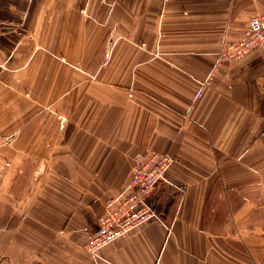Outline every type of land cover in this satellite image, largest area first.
Here are the masks:
<instances>
[{
    "label": "crops",
    "instance_id": "0c3cea01",
    "mask_svg": "<svg viewBox=\"0 0 264 264\" xmlns=\"http://www.w3.org/2000/svg\"><path fill=\"white\" fill-rule=\"evenodd\" d=\"M255 15L264 0H0V264H264V53L219 61ZM152 151L175 159L159 217L96 263L85 245Z\"/></svg>",
    "mask_w": 264,
    "mask_h": 264
},
{
    "label": "built area",
    "instance_id": "2783aa9c",
    "mask_svg": "<svg viewBox=\"0 0 264 264\" xmlns=\"http://www.w3.org/2000/svg\"><path fill=\"white\" fill-rule=\"evenodd\" d=\"M257 49L264 53L263 15L253 16L241 37L220 50L219 61L241 59ZM174 160L168 152H150L134 167L130 185L106 203L104 214L85 245L96 263L105 260L100 253L102 247L150 219L159 217L147 198L158 183L166 179Z\"/></svg>",
    "mask_w": 264,
    "mask_h": 264
},
{
    "label": "trees",
    "instance_id": "16d2710c",
    "mask_svg": "<svg viewBox=\"0 0 264 264\" xmlns=\"http://www.w3.org/2000/svg\"><path fill=\"white\" fill-rule=\"evenodd\" d=\"M15 219V217L13 218V220ZM13 220L8 224V225H13L15 224V222L13 223Z\"/></svg>",
    "mask_w": 264,
    "mask_h": 264
},
{
    "label": "rangeland",
    "instance_id": "374dc122",
    "mask_svg": "<svg viewBox=\"0 0 264 264\" xmlns=\"http://www.w3.org/2000/svg\"><path fill=\"white\" fill-rule=\"evenodd\" d=\"M0 206H1V204H0ZM1 208V207H0Z\"/></svg>",
    "mask_w": 264,
    "mask_h": 264
},
{
    "label": "water",
    "instance_id": "95a60500",
    "mask_svg": "<svg viewBox=\"0 0 264 264\" xmlns=\"http://www.w3.org/2000/svg\"><path fill=\"white\" fill-rule=\"evenodd\" d=\"M95 229V228H94ZM94 231V230H93Z\"/></svg>",
    "mask_w": 264,
    "mask_h": 264
}]
</instances>
